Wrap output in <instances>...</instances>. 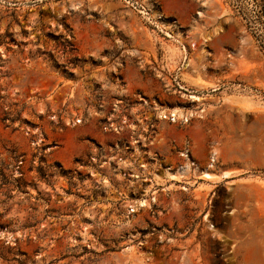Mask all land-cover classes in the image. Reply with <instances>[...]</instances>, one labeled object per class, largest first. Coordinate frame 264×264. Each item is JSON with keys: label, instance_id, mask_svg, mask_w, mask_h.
Wrapping results in <instances>:
<instances>
[{"label": "rangeland", "instance_id": "1", "mask_svg": "<svg viewBox=\"0 0 264 264\" xmlns=\"http://www.w3.org/2000/svg\"><path fill=\"white\" fill-rule=\"evenodd\" d=\"M261 104L264 0H0V264H264Z\"/></svg>", "mask_w": 264, "mask_h": 264}, {"label": "bare ground", "instance_id": "2", "mask_svg": "<svg viewBox=\"0 0 264 264\" xmlns=\"http://www.w3.org/2000/svg\"><path fill=\"white\" fill-rule=\"evenodd\" d=\"M194 98L198 99V100L200 99L198 97H194ZM226 101H228V98L226 99ZM261 107H264V104H261ZM160 114H161L162 119H168L169 118L170 120H172L174 122L176 121L177 114L174 111H170L169 116H167L166 113H164V112L160 113ZM182 178L175 176V175H172L170 173H166V180H169V181L182 182L181 181ZM228 179H230V173H228V172H224L221 175H215V174H211L209 172H203V174L201 175V178H200V180L207 182V183H217V182H221L223 180H228ZM138 205L140 207H143L146 205V201L142 200L138 203Z\"/></svg>", "mask_w": 264, "mask_h": 264}, {"label": "built area", "instance_id": "3", "mask_svg": "<svg viewBox=\"0 0 264 264\" xmlns=\"http://www.w3.org/2000/svg\"><path fill=\"white\" fill-rule=\"evenodd\" d=\"M185 157H186L188 160H190V157H189V155H188V154H186V155H185Z\"/></svg>", "mask_w": 264, "mask_h": 264}]
</instances>
